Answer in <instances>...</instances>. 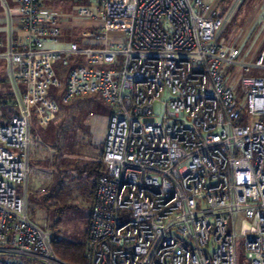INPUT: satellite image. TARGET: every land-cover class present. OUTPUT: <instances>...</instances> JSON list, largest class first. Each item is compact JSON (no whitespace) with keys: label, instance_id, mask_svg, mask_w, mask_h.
<instances>
[{"label":"built area","instance_id":"2783aa9c","mask_svg":"<svg viewBox=\"0 0 264 264\" xmlns=\"http://www.w3.org/2000/svg\"><path fill=\"white\" fill-rule=\"evenodd\" d=\"M16 7L19 34L0 53L14 106L0 124V264H70L28 210L31 119L47 125L60 103L86 95L111 118L85 264H238V237L249 264H264V48L239 61L242 48L219 40L223 19L203 0L79 7L100 25L81 33L90 47L55 46L72 14L42 0ZM59 65L69 66L64 81Z\"/></svg>","mask_w":264,"mask_h":264},{"label":"rangeland","instance_id":"374dc122","mask_svg":"<svg viewBox=\"0 0 264 264\" xmlns=\"http://www.w3.org/2000/svg\"><path fill=\"white\" fill-rule=\"evenodd\" d=\"M95 1L93 0V4L90 6H72L71 10L67 6H62L64 11H70L72 17L66 22L69 25L61 29L60 40L61 38L66 40H63L62 44L59 43V40L55 46L65 47L70 42L69 40L76 41L78 44L83 43L85 47L92 46L91 39L83 37L81 33L97 31L100 25L90 18L76 16V12L79 7L94 9ZM248 1L247 7L251 5V1ZM216 14L219 13L216 12ZM241 16L236 15L235 22L240 23ZM225 23L226 20L223 19L219 36L222 37L221 42L229 44L232 43V40H227L231 36L227 35L229 31H226L224 35ZM231 27L232 25L229 29ZM110 35L117 37L118 32H111ZM241 48L239 61L253 63L259 51L264 48V23L256 25ZM242 75L243 71L240 65L234 66L229 73V79L232 81V88L236 94H239L241 90L240 78ZM246 117L248 116L246 115ZM110 118L109 106L99 96L93 95L77 96L73 98V101L71 99L47 125L39 126L31 119V128L34 130L29 144L28 210L29 213H34V215H30L34 221H45L53 235L59 239L84 243L93 199L78 187L79 181L84 184L87 180L85 173H79V169L94 159L99 158L101 161ZM59 180L63 181V187L69 195L67 203L70 202L72 207L65 209L57 220L46 214L38 200ZM236 250L238 264H249L241 237L236 240Z\"/></svg>","mask_w":264,"mask_h":264},{"label":"crops","instance_id":"0c3cea01","mask_svg":"<svg viewBox=\"0 0 264 264\" xmlns=\"http://www.w3.org/2000/svg\"><path fill=\"white\" fill-rule=\"evenodd\" d=\"M42 1L47 6L62 10L64 13L71 14L69 10L72 8H70L68 11H64L62 8V6L67 5L64 0ZM203 1L207 4H210L213 9L219 13L218 15L226 20V27L224 30L226 31L228 29L229 32L227 31V35H231L227 38V40H232V43L237 44L240 47H242V44L246 42L247 38L255 29L256 25L264 23V0H251V5L243 9V11H239L238 9L241 0H231L228 3H225L224 0ZM3 2H5L7 9ZM236 15H242L241 20L239 19L240 23L235 22ZM17 20L18 11L16 7V0H0V53L5 51L9 40H14L18 36L19 31L17 27ZM66 22H68V20L63 22L62 28L69 25ZM232 23L234 24L232 25ZM230 25H232L231 29H229ZM63 40L66 39L61 38L59 43L62 44L64 42ZM18 85L19 87L22 86L20 82H18ZM10 93L11 85L7 79L6 63L5 60L0 57V124L6 122L14 112V106L11 98H7V96H10ZM98 159H94L92 161Z\"/></svg>","mask_w":264,"mask_h":264},{"label":"trees","instance_id":"16d2710c","mask_svg":"<svg viewBox=\"0 0 264 264\" xmlns=\"http://www.w3.org/2000/svg\"><path fill=\"white\" fill-rule=\"evenodd\" d=\"M64 1L67 4L66 6L69 8H72V6H79V5L80 6H85V5L90 6L91 4H93L92 3L93 0H64ZM229 1L231 0H224L225 3H228ZM248 2H249L248 0H241L239 7H238L239 11H243V9L247 8L246 5L248 4ZM233 24L234 23H232V25ZM226 31L224 35L226 34ZM221 38L222 37L220 35L219 40H221ZM68 69H69V66H65V67L60 66V65L57 66V73L62 81H64V77H65L64 75ZM86 96H90V95H86ZM8 97L11 98V93H10V96H7V98ZM73 98H72V101H73ZM67 103L65 104L60 103L59 111ZM33 130L34 129L31 128V135H32ZM102 171H103V166L99 159L92 161L90 163H86L83 167L79 169V173H85V178H87V180H86V183L84 182V184H82V181H79L80 185H78V187L81 188L82 192L84 193L87 192L92 197V199L94 197L96 180L99 177V175L102 173ZM62 182L63 181L61 180L55 182L52 185V187L48 190V192L42 194L38 200L40 205H42V208L45 209L46 214L48 216L55 217L57 220H59L61 214L64 212L65 209L72 207V204L70 202L67 203L69 199V195H68V192L64 189ZM30 215H34V213L30 212ZM52 245L57 255L60 258H62L64 261L70 264H85L86 263L82 242H76V241H71V240H66V239H59L52 233Z\"/></svg>","mask_w":264,"mask_h":264}]
</instances>
